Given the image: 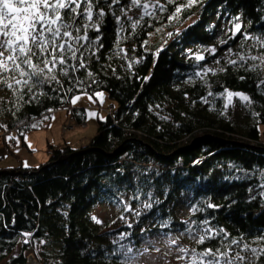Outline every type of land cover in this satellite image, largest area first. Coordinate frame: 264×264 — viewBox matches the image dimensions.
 <instances>
[{
	"label": "trees",
	"instance_id": "1",
	"mask_svg": "<svg viewBox=\"0 0 264 264\" xmlns=\"http://www.w3.org/2000/svg\"><path fill=\"white\" fill-rule=\"evenodd\" d=\"M159 2L165 10L133 29L101 0L103 47L84 42L77 53L84 68L71 61L75 71L65 76L57 69L59 83L31 93L0 83V139L9 146L23 143L38 129L31 127L36 120L56 111L84 125L85 108L71 102L78 95L109 97L106 107L96 102L103 119L87 145L51 147L50 159L34 168L0 169L21 172L0 175V263L28 264L32 250L40 264H146L138 259L144 240L180 234L190 236L191 249L215 250L221 237L198 243L205 220L229 239L251 242L264 234V68L227 62L229 55L237 58L245 34L264 37V0ZM119 7L112 9L117 15ZM140 14L128 12L133 20ZM235 17L242 30L233 36ZM243 51L264 49L249 39ZM225 89L251 97V107L237 99L235 111L225 108ZM102 206L117 208L113 223L99 221Z\"/></svg>",
	"mask_w": 264,
	"mask_h": 264
},
{
	"label": "snow or ice",
	"instance_id": "2",
	"mask_svg": "<svg viewBox=\"0 0 264 264\" xmlns=\"http://www.w3.org/2000/svg\"><path fill=\"white\" fill-rule=\"evenodd\" d=\"M103 2L118 23L122 16L126 17L132 21L133 29L145 16L152 17L155 11L165 10V5L161 4L159 0H153L151 4L148 0L143 3L141 0H129L127 6L123 5L121 0H103ZM170 2H174V0H170ZM195 2L196 0H190L188 6ZM100 5L101 0H95V3L93 0H0V83L14 90L23 87L31 93L34 87H43L52 82L59 83L54 74L55 70L59 69L65 76H68L70 70L75 71L76 65L71 61L79 60V67L84 68L83 53L80 57L77 56V53L84 47V42L89 47L96 45L103 47L100 43L102 38L100 23L103 22L106 13L104 7ZM117 5L120 6L119 15L112 11L113 7ZM133 8L141 11L136 20L128 16V12ZM180 10L179 6L175 9L177 13ZM94 16L95 19H93ZM78 21L79 23H77ZM234 21L236 22L232 29L233 36L242 30L239 17H235ZM120 28L123 29L122 24ZM82 29L83 35L80 34ZM89 29L96 33L95 39L88 37ZM249 39L255 41L257 47L264 49V37H249L245 34L244 41L241 43V51L235 54L237 58L232 59L229 55L227 62L233 66L238 64L243 66L252 61L253 63L249 65L251 70L264 68V51L260 55H250L243 51L244 42ZM227 42L226 40L221 41L222 44ZM208 51L214 54L217 49L212 47ZM228 53H232L231 48L228 49ZM196 58L198 60L205 59L203 55H198ZM210 71L213 70H204L205 73ZM219 71H225V69L221 68ZM194 75L200 77L201 73L196 72ZM240 78L244 79V77ZM261 83L264 84V80ZM96 95L102 96V93ZM220 95L227 100L225 108L232 103L233 96L239 98L247 107H251L253 103L251 97L241 92L225 89ZM79 99L80 97L76 96L71 102L76 103ZM204 102L207 103L206 98ZM90 115L96 114L91 113ZM31 127L35 128L37 125L32 124ZM8 139L18 138L8 137ZM25 167H28L26 162ZM261 177L260 186L264 187V172H261ZM145 206L150 207L151 205ZM207 206L217 207L212 204ZM128 207L130 210V206ZM193 211H200V209H193ZM136 214L139 215V212ZM208 224L209 222L206 220L202 222L200 230L204 234L199 235L198 243L204 244L206 240L221 237L219 247L215 250L204 248L200 251L180 248L179 252L183 255H179L178 260H185L186 264H259L260 258L264 257V246H261L264 245V234L251 242L245 241L243 237L229 239V234L225 230H214ZM24 235L30 234L24 233ZM171 243L176 244L177 241L172 240ZM253 244L257 246H253ZM127 251L131 252L132 249L128 248Z\"/></svg>",
	"mask_w": 264,
	"mask_h": 264
},
{
	"label": "crops",
	"instance_id": "3",
	"mask_svg": "<svg viewBox=\"0 0 264 264\" xmlns=\"http://www.w3.org/2000/svg\"><path fill=\"white\" fill-rule=\"evenodd\" d=\"M81 99L82 98L79 100ZM87 99L89 102L86 104L77 103L78 108H85L86 110L85 123L88 124L87 129L78 128L71 138L67 135L63 138L61 137V126L68 119L66 113L56 111L48 116H44L34 122L38 129L26 133L23 143L20 139L15 142L14 146H9L8 143L7 145L3 143V141L1 142L3 146L0 147V153L3 151V159H0V163H4L3 167L16 168L23 166L24 168H34L50 159L51 147H63L68 145L73 148H79L81 147L80 140H83L84 144H87L93 134L88 132L92 128H94L93 132H95L98 119L101 117L100 115L102 113L101 109H97V103L95 102H99L101 99L105 100L106 96L102 94V96H97L94 99H90V97ZM91 113H95L96 115H90ZM29 145H31V147H29ZM25 162L28 167H25Z\"/></svg>",
	"mask_w": 264,
	"mask_h": 264
},
{
	"label": "rangeland",
	"instance_id": "4",
	"mask_svg": "<svg viewBox=\"0 0 264 264\" xmlns=\"http://www.w3.org/2000/svg\"><path fill=\"white\" fill-rule=\"evenodd\" d=\"M104 96H106V99H101L99 102L101 103L102 106L106 107L108 106V95L105 92H102ZM81 100H77L76 103H73L74 106L77 107V103H83L86 104L89 102L87 98L91 97L92 95L89 94H81L78 95ZM83 96V97H82ZM89 96V97H88ZM93 97V96H92ZM91 97V98H92ZM94 99V98H93ZM237 97L233 96L232 98V110L235 111L237 109ZM94 102V101H93ZM96 103V102H95ZM111 104V102H110ZM98 107V105L96 106ZM78 108V107H77ZM99 108V107H98ZM70 119L69 121H66L65 123L62 124L61 126V137H65L66 135L71 138L73 133L76 131L78 128L82 129H87L88 124L84 123V125H78L75 120L72 119V117L68 118ZM67 119V120H68ZM260 129L264 131V126L261 125ZM94 128H92L88 133H93L92 135L94 136L96 133ZM262 139L264 140V133L261 134ZM87 144H84L83 140H80V146H85ZM2 143L0 141V147H2ZM78 147V146H77ZM50 151V150H49ZM1 155V154H0ZM4 163H0V169H5L3 168ZM97 217L99 218V221L101 224L104 223L107 224L108 222L111 221L113 223V220L115 217L118 216L117 208H108L105 206H102L101 208L96 209ZM119 221H123V218H120ZM115 223V222H114ZM151 239H147L146 241L144 240L142 242V253L139 255L138 259L141 262H144L146 264H180L181 260H178L177 257L179 255H183L182 253L179 252L180 248H187L189 251H191V244H190V236L189 235H182L180 234L179 236H156V237H149ZM176 240V244H172L171 241ZM29 241V240H27ZM35 253L34 255L32 253ZM18 253V251H17ZM27 258H29V264H39L40 261L36 255V251H28ZM0 264H6V261H2Z\"/></svg>",
	"mask_w": 264,
	"mask_h": 264
},
{
	"label": "water",
	"instance_id": "5",
	"mask_svg": "<svg viewBox=\"0 0 264 264\" xmlns=\"http://www.w3.org/2000/svg\"><path fill=\"white\" fill-rule=\"evenodd\" d=\"M21 172H17L16 170H3L0 171L1 174H10V175H19Z\"/></svg>",
	"mask_w": 264,
	"mask_h": 264
},
{
	"label": "built area",
	"instance_id": "6",
	"mask_svg": "<svg viewBox=\"0 0 264 264\" xmlns=\"http://www.w3.org/2000/svg\"><path fill=\"white\" fill-rule=\"evenodd\" d=\"M33 255L35 254L34 252L32 253ZM28 264H29V258H28ZM40 264V263H39Z\"/></svg>",
	"mask_w": 264,
	"mask_h": 264
}]
</instances>
